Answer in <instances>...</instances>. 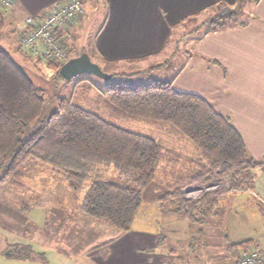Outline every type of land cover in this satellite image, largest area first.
<instances>
[{"label": "rangeland", "instance_id": "obj_1", "mask_svg": "<svg viewBox=\"0 0 264 264\" xmlns=\"http://www.w3.org/2000/svg\"><path fill=\"white\" fill-rule=\"evenodd\" d=\"M237 1L215 2L169 24V37L161 50L149 59L136 61L124 58L112 64H101L100 68L109 74L108 78L82 73L64 79L59 77L60 66L37 61L21 48L19 56L24 62L18 61V64L36 85L44 89L45 103L40 119L56 110L58 97H65L93 109L114 124L152 137L161 146L162 153L153 178L141 190V205L128 230L117 229L103 219L86 215L82 210L83 194L95 177L121 180L113 165H98L85 187L75 191L60 169L36 158L28 159L20 167L19 186L9 178L0 182V216L3 215L7 221L11 219L13 224V218L21 220V213L26 222L33 221L37 225L31 227L28 223L21 227L18 223L20 229L15 233V241L25 244L26 250L21 251L28 254L18 260L5 256L2 260L4 264H161V261L175 262L180 259L184 260V264H233L234 259L226 249L228 243L255 239L261 230L264 231V204L247 206L242 201H245L242 191L249 190L232 188V170L228 162L219 165L220 179L208 183H189V175L196 168L194 143L170 123L120 116L112 112L102 95L114 83L136 85L172 80L177 90L201 93L213 106L222 105L223 89L217 87L220 84L216 78H219L223 68L213 56L203 59L199 54L205 51L221 54L222 29L234 21L240 22V19L247 20L253 16L255 0H243L239 10L230 13V20L225 18L224 26L213 30L211 19L220 15L224 8H234ZM84 9L85 19L90 18L83 34L88 39L95 30L92 26L99 21L102 10L100 5L94 7L87 2H84ZM217 21L220 23L222 19ZM68 48L74 51L72 47ZM197 62L211 65L208 66V75H198L193 71L197 69ZM200 69L205 73L206 69ZM260 82H264V77ZM40 119H35L28 126L23 137L30 135ZM259 157L264 158L262 155ZM263 158L258 161H264ZM253 172L257 177L264 171L254 169ZM215 183L223 185L217 189L226 193L220 197L214 213L204 218V222L186 217L184 213H188L187 210L177 209L169 198L164 199L166 194L178 188L184 201L195 203L217 189L196 200L191 198L194 194L200 196L201 192L185 193V198L183 189L208 188ZM195 217L200 218L197 213ZM252 247L253 244L246 242L238 252ZM206 250L209 251V259L205 258ZM30 253L39 254L41 258L37 259L40 262L31 258ZM239 255H236V259Z\"/></svg>", "mask_w": 264, "mask_h": 264}, {"label": "trees", "instance_id": "obj_2", "mask_svg": "<svg viewBox=\"0 0 264 264\" xmlns=\"http://www.w3.org/2000/svg\"><path fill=\"white\" fill-rule=\"evenodd\" d=\"M231 16L215 15L211 19L213 30L223 27ZM3 22L0 8V30ZM43 91L0 46V182L9 178L19 186L20 167L28 159L36 158L60 169L70 187L79 191L98 165L111 164L121 180L95 177L83 194L82 210L117 229L128 230L141 205V190L153 178L160 161L161 146L152 137L114 124L65 97H58L56 110L40 119L45 103ZM102 95L112 112L170 123L194 143L196 168L189 175V183L220 179L218 168L225 161L231 166L232 188L250 190L256 177L253 170L264 171V161L248 154L240 133L226 116L202 96L177 90L173 81L114 83ZM35 119H40L38 126L23 137ZM224 193L217 189L200 201L189 203L180 197L177 188L164 199L169 198L177 209L187 210L186 217L204 222L214 213ZM246 242L231 243L232 254L239 255L236 247Z\"/></svg>", "mask_w": 264, "mask_h": 264}, {"label": "crops", "instance_id": "obj_3", "mask_svg": "<svg viewBox=\"0 0 264 264\" xmlns=\"http://www.w3.org/2000/svg\"><path fill=\"white\" fill-rule=\"evenodd\" d=\"M63 1L65 0H16L15 8L2 10L5 14L0 30V46L6 49L17 63H23L24 60L19 56L22 51L18 46V38L20 32L25 29V17L41 16L50 6ZM218 1L228 3L235 0H82V13L71 26L61 32L60 37L65 46L73 48V56L86 52L99 66L119 62L124 58L146 60L161 50L164 41L169 37V24ZM84 2L94 7L100 5L102 10L99 21L92 26L95 30L88 39L83 35L90 22V18L85 19ZM252 12L253 16L249 19L234 21L222 29L221 54L210 51L199 54L203 59L213 56L223 68L222 73L219 72V78H216L220 84L217 87L223 89L222 105L213 106L201 93L198 95L201 94L200 96L216 111L228 118L240 133L250 156L261 160L259 158L263 157L259 156H264V82H260L264 77V0L255 1ZM208 66L211 65L197 62V69L193 71L198 75H208ZM200 68L206 69L205 73ZM236 192L240 195L244 193L245 201H242L247 203V206L264 204V172L257 175L252 189ZM19 217L21 220L15 217L12 224L10 218L7 221L3 215L0 216L1 264H4L2 260L5 256L18 260L28 254L21 251L26 250V245L15 241V233L20 229L18 223L21 227L28 223L31 227L37 224L33 221L26 222L21 213ZM244 241L253 244V247L241 249L239 254L255 248L264 251V231L261 230L255 239H244L236 243ZM230 244L228 243L226 249L234 259L233 264H236V256L232 254ZM243 245L236 247L237 250ZM206 252L205 258L209 259V251ZM30 255L40 262L37 259L41 258L39 254ZM211 258L213 259V256ZM161 264H184V260L161 261Z\"/></svg>", "mask_w": 264, "mask_h": 264}, {"label": "built area", "instance_id": "obj_4", "mask_svg": "<svg viewBox=\"0 0 264 264\" xmlns=\"http://www.w3.org/2000/svg\"><path fill=\"white\" fill-rule=\"evenodd\" d=\"M15 5L16 0H0L2 10L13 9ZM81 12V0H65L50 6L41 16L27 15L24 19L25 29L21 31L19 37L20 49L22 48L25 53L45 64L50 62L63 64L70 58V54L74 55L75 52L65 47L60 34L72 24L74 19L78 18ZM218 186L223 185L215 183L210 185V188H184L183 194L185 196L188 192H201L200 196L194 194V197L198 196L197 198L189 196L196 200L203 194L216 190ZM236 264H264V251L258 248L245 250L236 259Z\"/></svg>", "mask_w": 264, "mask_h": 264}, {"label": "water", "instance_id": "obj_5", "mask_svg": "<svg viewBox=\"0 0 264 264\" xmlns=\"http://www.w3.org/2000/svg\"><path fill=\"white\" fill-rule=\"evenodd\" d=\"M240 5L241 0H238L234 8H224L221 10L220 15L237 12L240 8ZM82 73H89L104 78L109 77V74L103 72L100 66L93 62L86 52H81L76 56L70 57L59 68V74L64 79H70Z\"/></svg>", "mask_w": 264, "mask_h": 264}]
</instances>
